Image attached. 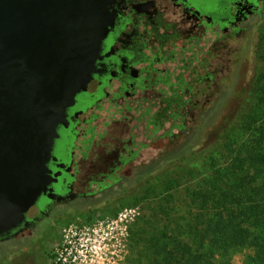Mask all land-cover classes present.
I'll return each mask as SVG.
<instances>
[{
    "label": "flooded vegetation",
    "instance_id": "obj_1",
    "mask_svg": "<svg viewBox=\"0 0 264 264\" xmlns=\"http://www.w3.org/2000/svg\"><path fill=\"white\" fill-rule=\"evenodd\" d=\"M49 1L47 6L31 9L34 20L44 22L32 25L43 28L37 30L38 34L53 38L82 22L83 45L78 47L84 51L83 62L87 66L91 63L92 70L86 89L76 94L63 121L56 124L39 196L31 210L24 212L22 220L0 234V245L38 237L51 223L63 220L65 213L94 211L102 199L110 204L125 197L133 184L144 180L146 172L157 169L165 148L160 142L158 146L154 143L155 158L147 163V168L140 163L129 165L125 154L113 158L120 149L108 155L113 156L112 162L96 161L92 147L96 112L109 103L127 106L144 101L157 87L159 100L162 92L169 94H164L163 101L185 99L193 119L203 96L206 101L214 100L220 105L226 99L225 77H218L219 87L211 97L205 90L197 97L191 90L182 94L184 85L189 84L188 78L191 81L195 60L198 63L197 51L223 54L218 56V64L226 63L229 54L226 64H236L235 59L246 42L254 41L256 54L264 28V0H102L103 14L110 19L106 35L97 47L94 41L97 0H89L90 3L75 0V5L70 2L67 9L60 5V0ZM82 8L83 21L82 14L79 15ZM200 39L203 47L197 45ZM70 46V50L76 51L73 44ZM201 114L204 115L202 111ZM184 127L176 120L169 143L180 141L177 143L180 146L188 143L190 135ZM89 183L98 188L92 194L88 192Z\"/></svg>",
    "mask_w": 264,
    "mask_h": 264
},
{
    "label": "rangeland",
    "instance_id": "obj_2",
    "mask_svg": "<svg viewBox=\"0 0 264 264\" xmlns=\"http://www.w3.org/2000/svg\"><path fill=\"white\" fill-rule=\"evenodd\" d=\"M261 32L264 34V28ZM198 42L197 45L203 47L202 40ZM254 46V41L246 42V47L243 46L241 52H236L240 53L233 65L226 64L229 54L226 55L225 66L217 62L218 56L223 54L213 55L197 51L198 63L195 60L191 81L188 78L189 84L184 85L182 94L186 91L190 93L191 90L192 95L197 97L205 90L211 97L219 87L218 77H225L223 91L226 99L220 105L214 100L206 101L203 96L204 100L199 102L193 119L190 111L186 109L185 99L181 101L179 97L178 100L173 98V101H163L164 94H169L162 92L159 100L156 87L154 91H150L151 96L148 99L131 102L132 104L127 105L129 107L106 104L103 110L96 112L97 119L92 123V147L96 161L112 162L113 156L109 158L108 155L120 149L113 158L118 159L125 154L129 165L140 163L147 168V163L153 162L155 158L152 151L155 142L156 146L160 142V146L165 148L163 155L180 147V144L177 145L180 141L169 143L176 120L178 125H185L184 129L190 135L188 143L193 138L191 134L204 132L200 137V149L211 143L219 148L215 153L159 180L150 193L139 191L141 182L137 181L131 184L132 187L126 193L127 197L122 200L107 204L102 199L96 204L94 211L65 213L63 220L51 223L47 231L38 237L4 242L0 245V264H150L151 256L143 253L141 246L136 244L139 239H146L148 233L139 238L137 230L144 226L149 227L150 224L165 225L169 218H174V221L178 218L190 220L201 206L200 203L191 202L193 192L208 189L210 183L213 185L216 182L215 177L222 175L219 171L225 174L227 167L239 166V172L234 176H254L264 172L261 158L250 159V156L256 154L257 147L254 124L251 128L241 124L229 138L226 133L223 136V128L235 118L237 109L244 108L245 96L251 89L258 64ZM217 72L220 76H216ZM211 77L215 80L212 81ZM156 101H159L158 104ZM262 124L264 122L260 121L257 127ZM260 150L264 153V147ZM225 186L220 184L222 189ZM97 189V185L89 183L90 194ZM201 211L203 210L199 212ZM253 253L252 249L241 250L234 254L233 262L249 264Z\"/></svg>",
    "mask_w": 264,
    "mask_h": 264
},
{
    "label": "water",
    "instance_id": "obj_3",
    "mask_svg": "<svg viewBox=\"0 0 264 264\" xmlns=\"http://www.w3.org/2000/svg\"><path fill=\"white\" fill-rule=\"evenodd\" d=\"M85 1L90 3H81ZM49 2L0 0V234L33 207L42 189L56 124L63 121L76 94L86 89L92 70L79 48L82 22L53 38L38 34L43 28L32 25L44 22L34 20L31 9ZM70 2L75 5V0H60V5L67 9ZM97 7L94 41L99 47L110 18L104 15L102 0H97ZM72 44L76 51L70 50Z\"/></svg>",
    "mask_w": 264,
    "mask_h": 264
},
{
    "label": "trees",
    "instance_id": "obj_4",
    "mask_svg": "<svg viewBox=\"0 0 264 264\" xmlns=\"http://www.w3.org/2000/svg\"><path fill=\"white\" fill-rule=\"evenodd\" d=\"M256 60L258 64L244 108L237 109L235 118L223 128V136L226 133L229 138L241 124L249 128L254 124L257 147L250 159L261 158L264 166V153L260 150L264 147V124L257 127L260 121L264 122V34L259 39ZM203 134L197 133L198 137L191 134L189 143L163 155L157 169L152 168L139 181V191L150 193L159 180L215 153L219 148L211 143L200 149ZM237 167H227L225 174L219 171L222 175L215 177L213 185L193 192L191 202L200 203L203 211L199 210L190 220L169 218L165 225L150 224L136 231L139 238L148 233L146 239L142 237L143 241L139 239L136 244L151 256L150 264H235L234 254L244 249L254 252L249 264H264V172L234 176L239 172ZM222 183L227 185L224 189L220 187Z\"/></svg>",
    "mask_w": 264,
    "mask_h": 264
}]
</instances>
